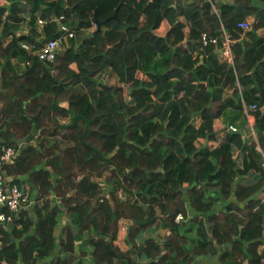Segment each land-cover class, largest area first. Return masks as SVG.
<instances>
[{
	"label": "trees",
	"instance_id": "1",
	"mask_svg": "<svg viewBox=\"0 0 264 264\" xmlns=\"http://www.w3.org/2000/svg\"><path fill=\"white\" fill-rule=\"evenodd\" d=\"M233 1L216 13L209 1L0 0V146L36 143L6 171L43 199L35 219L27 210L12 229L0 225L1 261L84 264L75 262L82 237L94 264H199L216 255L219 264H264V10ZM119 7L118 19L101 29L93 23L96 11L105 21ZM256 11L257 24L244 33L238 24ZM52 14L76 25L71 45L54 63L29 56L20 71L11 63L28 56L20 44H36L15 31H34ZM45 27L43 43L63 37ZM204 34L218 44L204 46ZM226 36L233 64L219 53ZM244 105L257 106V139L239 164L233 146L243 148L244 138L219 121ZM103 178L106 190L96 182ZM51 196L71 219L62 237L63 212ZM189 209L197 215L185 222ZM122 221L128 251L115 245ZM160 222L169 235L144 236Z\"/></svg>",
	"mask_w": 264,
	"mask_h": 264
},
{
	"label": "crops",
	"instance_id": "2",
	"mask_svg": "<svg viewBox=\"0 0 264 264\" xmlns=\"http://www.w3.org/2000/svg\"><path fill=\"white\" fill-rule=\"evenodd\" d=\"M180 1L183 2L186 6H188L189 4H192L195 2L197 3L199 1H202L205 3L207 0H180ZM209 2L211 3L212 8L216 13L220 12L222 6H224L226 4L231 5L234 3L233 0H209ZM7 4H8V2L5 1V3L3 5H7ZM253 5L256 6L257 8H259L260 10L261 9L264 10V3L262 1L253 0ZM259 13L260 12H257V11L253 12L252 15L247 17V20L251 21L253 25L257 24V22H258V16L257 15H259ZM21 16L24 17L25 19L30 18L28 11H23ZM57 18H58V16L52 14L48 18H46L45 20L50 21L51 23H48L47 25L53 24L56 27L57 32H59L60 24L57 21H54ZM39 19H41V17H39ZM39 19H38V21H39ZM38 21L35 25L36 27H35L34 31L27 24H22L21 28L15 31L16 37H20L22 35L34 37L35 38L34 45L35 44L36 45L35 46L32 45V46L34 47L35 51H37L41 48V46L44 44L43 43L44 39L46 38V33H45L46 27H41L39 25ZM70 23H72V22H70ZM65 25H67L72 30L71 25L69 23H67V20L65 21ZM168 26L169 25L165 23L163 25V29L167 30ZM93 30H94L93 28L85 30V33H90ZM244 33H248V32H244ZM259 33L262 37H264V28H261ZM258 37H259V34H258ZM12 39H13L12 36L7 37V39H5L4 47H6L7 44L9 42H11ZM71 39H73V38H68V37L63 38L60 53H62L67 47H69L71 45ZM232 43H234V42L232 41ZM0 58H1L0 60L3 62V58L1 56H0ZM11 63L17 69H20V71L25 70V68L27 66L24 63V60H19L17 58L12 59ZM61 106L63 108H68L69 104L67 102H63L61 104ZM253 120L255 122L254 117H253ZM219 122L224 126L226 132H229L230 126H233L234 128H236L238 130V133H240L241 136L244 138L245 143H243V146H242L243 148H237L236 146L235 147L233 146V158L239 164H241L243 157L247 152V150H246L247 146L246 145L249 143L248 141L251 137L248 130H247L248 129V127H247V115H246V111H245L244 107H243V109L232 108V107L227 108L224 111L223 115L221 116ZM251 138H253V137H251ZM263 167H264V165H263ZM238 181L242 184H248V182L250 181V178H245V179L238 178ZM96 182L100 183L103 190H104V186L106 185L104 178L98 179V180L96 179ZM33 190H34V194L36 196L37 188L34 186ZM49 199L52 201V204L54 203L53 205L57 204L62 209L63 214L61 216V221H60L59 225H57V229H56V235L59 237L60 236L62 237V236H64L67 228H69V226H71V219L66 214V212L63 210V207L61 206L58 199L55 198V196H51ZM22 211H27L30 214V216H32V218L35 219L34 206L33 205L30 206L29 208L21 209L20 213H22ZM217 211H218V209L214 210L215 213H217ZM195 215H197V214L192 209H189L188 217H187V220L185 222H188L189 219H191V217H193ZM204 216L206 217L207 215H204ZM121 227L122 228L125 227L126 231L122 230V228H121V230L119 231L118 239L115 242V245L118 248H120V250H122V251H128L130 248L129 243L127 241L129 222L128 221H122ZM123 233H125V234H123ZM169 234H170L169 229L167 227H164L162 222H160L158 225L153 227L151 231L146 232V234H144V236L145 237L153 236V237L164 238ZM160 242L163 243V240H161ZM75 248H76V252H75V255H76L75 262L76 263H78V261L81 260L84 264H94V260L92 257V247H91L89 240L87 238H82V237L77 238L76 243H75ZM262 249H264V246L262 247ZM62 256H64V255H62ZM197 262L199 264H219V255L199 257V258H197Z\"/></svg>",
	"mask_w": 264,
	"mask_h": 264
},
{
	"label": "built area",
	"instance_id": "3",
	"mask_svg": "<svg viewBox=\"0 0 264 264\" xmlns=\"http://www.w3.org/2000/svg\"><path fill=\"white\" fill-rule=\"evenodd\" d=\"M54 21H57L60 24L59 32L63 35V37L47 40L37 51L34 50L32 45L21 43V49L28 55L24 61L25 65H30L29 56H35L39 61L44 63H54L60 54L63 38L75 37V33L67 25H65L66 18L64 16L58 17ZM38 23L41 27H45L51 22L45 19H39ZM238 28L243 32H250L253 30V24L251 21L245 20L238 24ZM202 41L204 46L209 44L217 45L219 42L218 38L209 39L206 34L202 36ZM232 44V41L226 36L223 45L219 50V53L223 54L227 58V62L230 64H233L234 62ZM244 109L247 115V130L251 137L257 139L254 129L255 122L252 117V112L257 110V106L244 105ZM229 132L238 133V130L233 126H230ZM26 146L28 145L24 142L17 143L16 147L6 145L0 146V225L10 227V229L15 226L17 214L20 213L21 209L29 208L30 206L43 201V199L37 200V198H35L34 190L30 184H13V179L9 178L7 175L6 167L12 165L18 159ZM184 220V217L179 215L176 218V223L179 224ZM121 228L122 227H120V230ZM122 230H125V227H123ZM1 247L2 235L0 234V248ZM0 264L7 263L6 261L0 260Z\"/></svg>",
	"mask_w": 264,
	"mask_h": 264
},
{
	"label": "water",
	"instance_id": "4",
	"mask_svg": "<svg viewBox=\"0 0 264 264\" xmlns=\"http://www.w3.org/2000/svg\"><path fill=\"white\" fill-rule=\"evenodd\" d=\"M122 4H123V2L121 3V5H122ZM119 9H120V7L116 9V11H115V13H114L113 16H111L110 18H108V19L105 20V21H100V20L98 19V14H97V11H96L95 14H94L93 23L98 27V29H101L102 26H103L105 23H107L108 21H110V20H112V19H118V18H119V16H118ZM261 164L264 165V159L261 160Z\"/></svg>",
	"mask_w": 264,
	"mask_h": 264
},
{
	"label": "rangeland",
	"instance_id": "5",
	"mask_svg": "<svg viewBox=\"0 0 264 264\" xmlns=\"http://www.w3.org/2000/svg\"><path fill=\"white\" fill-rule=\"evenodd\" d=\"M3 3H5V1H3ZM70 25H71V28H72V29H74V30L76 29V25H75V24L72 23V24H70ZM75 31H76V30H75ZM166 31H167V30L162 29V30H160V32H159L158 34H159V35H162V34L164 35V34L166 33ZM113 82H115V79L110 80L109 83H113ZM20 142H24V143H26L27 145H30V144H32V143H33V145L36 144V143H34L33 141L29 142L28 139H25V138L17 141V143H20ZM106 189H107V185L104 186V190H106ZM33 206H35V205H33ZM125 231H126V230H125ZM123 234H125V233H123Z\"/></svg>",
	"mask_w": 264,
	"mask_h": 264
}]
</instances>
